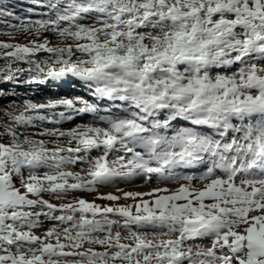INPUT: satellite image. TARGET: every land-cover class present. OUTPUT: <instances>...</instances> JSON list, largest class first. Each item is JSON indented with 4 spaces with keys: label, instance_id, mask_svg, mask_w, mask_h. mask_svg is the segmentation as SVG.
<instances>
[{
    "label": "snow or ice",
    "instance_id": "6c2138e0",
    "mask_svg": "<svg viewBox=\"0 0 264 264\" xmlns=\"http://www.w3.org/2000/svg\"><path fill=\"white\" fill-rule=\"evenodd\" d=\"M31 2L48 11L30 19L0 6V24L11 29L2 34L53 33L65 46L0 42L3 80L24 71L37 85L73 77L95 102L24 100L15 114L13 101L5 111L0 264H264V0ZM41 51L51 58L30 60ZM61 107L93 122L43 128L52 148L20 131L74 119L53 111ZM78 163L83 176L67 170ZM137 177L180 186L117 187L139 201L126 205L114 193L97 196L112 206L68 199ZM204 239L211 247L197 243Z\"/></svg>",
    "mask_w": 264,
    "mask_h": 264
},
{
    "label": "rangeland",
    "instance_id": "374dc122",
    "mask_svg": "<svg viewBox=\"0 0 264 264\" xmlns=\"http://www.w3.org/2000/svg\"><path fill=\"white\" fill-rule=\"evenodd\" d=\"M0 6L6 7L8 10L13 11L17 15H22L26 16V18L30 19H40L41 18V13L47 12L48 9L44 7H40L39 5L33 4L31 0H0ZM31 8L33 9V14H28L27 10ZM15 23V21H13ZM11 31V29H8L4 24H0V42H5V43H29L31 40H36L37 43L43 42L45 38L51 41V44L49 46L51 47H63L65 46V42L59 40L53 33H43L39 38H37L35 35H28L23 32H14L13 37H9L7 35H3V32ZM5 50L0 49V52H3ZM11 51V49L7 50ZM51 55L46 52H39L35 56L30 57V60H34L37 62H41L46 59H50ZM8 61L6 59H0V69H7L8 66ZM12 67H20L23 69H28L30 65L28 63L24 62H13ZM35 73H29L28 71H24L23 73L17 74V76L14 78L13 81H5L3 80V72H0V132L3 131L2 126L8 123V117L5 115V111H10L11 109L9 108L10 104H12L13 101L16 102V104L21 105V108L16 111L15 114H19V111L22 110V104L24 100H32L35 103H46L49 99H59L61 97H67V98H73L76 96H81L85 99V94L83 91L86 89L83 87V84L81 81L76 80L73 77H67L62 82L63 85L61 86L60 81H55V80H48L44 84L37 85L35 83L29 84L27 83V80L29 79L30 75H34ZM71 84L73 89L71 90H65L64 85ZM83 90V91H81ZM87 91V90H86ZM13 93H15L13 95ZM61 96H59V94ZM69 93L67 96L64 94ZM89 102H92L88 100ZM82 107L81 104H76L75 109H79ZM57 114L60 112H64L65 115L72 114L74 116V119L72 120H62L60 124L58 125H52L47 122L41 123V122H36L37 126L36 127H29L27 129H20V131L25 132L26 134H31L32 138L34 139H44L49 142V147L52 148L54 145L51 141H54L55 138H49V137H41L38 135V133L45 127H59L61 130H69L71 128L76 127L77 125L80 124H88L93 122V114L91 113H86V114H80L76 115L75 111L73 110H66L64 108H57L55 110ZM45 114H51L49 112H46ZM0 142L3 143H8V138L7 137H0ZM83 155V154H82ZM92 156L99 155L98 152L93 151L91 153ZM113 157L110 156V159ZM86 167L85 164L83 163H78V164H73L68 166L69 171L72 172H77L80 173L82 176L84 175V172L82 169ZM43 171V169L41 170ZM183 171V170H182ZM198 174V170H195ZM140 179V180H139ZM181 183H186V182H181ZM180 185L179 184H163V183H157L155 178H153L152 181L150 182H145V180L142 177H137L134 178L130 181H118L115 185H106V186H98V191L89 193V192H75L71 193L68 197L69 200L75 199V198H80V199H85L89 202H94L96 204L103 206H112L113 202L106 201V200H100L97 199L98 195H106L108 193H114L117 195H121V200L118 202L120 205H126V204H133L135 202L139 201H132L130 199L125 200L122 196V192H117L116 188H120L123 190V192H138V193H148L152 192L156 188H162V187H167L170 190H175L178 188ZM193 186L196 189H201L203 185L199 181H194ZM144 189V190H142ZM165 193H159V195H164ZM150 196H144L145 200H150ZM43 199L48 200L51 203L54 204H60L66 201H61L57 200L54 196L50 194H43ZM209 201H206V203ZM113 219H116L117 217H110ZM48 227H44V226ZM44 228L43 230H38L36 232L37 235H42L44 231H46L49 227H51L50 222H45L44 223ZM167 237H165L166 239ZM175 239L176 237H172ZM197 243H201L203 247H211V242L210 240L206 243H202L201 241H197ZM97 251H103V249L99 248L98 246L96 247Z\"/></svg>",
    "mask_w": 264,
    "mask_h": 264
},
{
    "label": "bare ground",
    "instance_id": "6f19581e",
    "mask_svg": "<svg viewBox=\"0 0 264 264\" xmlns=\"http://www.w3.org/2000/svg\"><path fill=\"white\" fill-rule=\"evenodd\" d=\"M100 114H103V113H100ZM183 123H184V122H179L177 126L183 125ZM186 171H189V170H186ZM191 171H195V170H191ZM139 180H140V179H139ZM142 190H144V189H142ZM154 198H155V197H152V198H150V200H153ZM43 226H44V224H43ZM44 227H48V225H47V226L45 225ZM44 227H41V228L39 229V231H40V230H43ZM39 231H38V232H39ZM208 241H209L208 239H204V240L201 241V242H202V243H206V242H208Z\"/></svg>",
    "mask_w": 264,
    "mask_h": 264
}]
</instances>
